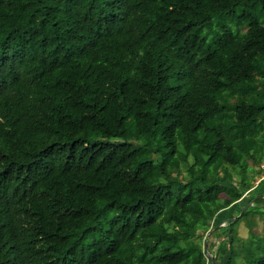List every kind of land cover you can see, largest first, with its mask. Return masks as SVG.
<instances>
[{
    "label": "trees",
    "instance_id": "16d2710c",
    "mask_svg": "<svg viewBox=\"0 0 264 264\" xmlns=\"http://www.w3.org/2000/svg\"><path fill=\"white\" fill-rule=\"evenodd\" d=\"M262 171L264 0H0V264H264Z\"/></svg>",
    "mask_w": 264,
    "mask_h": 264
},
{
    "label": "rangeland",
    "instance_id": "374dc122",
    "mask_svg": "<svg viewBox=\"0 0 264 264\" xmlns=\"http://www.w3.org/2000/svg\"><path fill=\"white\" fill-rule=\"evenodd\" d=\"M263 174L264 171L261 172V176ZM259 179V176H257L253 182L255 186L244 192L241 199H239L236 203H233L231 207L221 211L213 220V223L219 222V225L222 226L226 223L228 218L231 217L233 221L237 217V221L231 225V228L236 231L239 239L244 242L247 241L250 230L254 235L264 234V201L262 204H258L259 206L257 207L253 205V201L249 202L252 195L255 193L263 192L261 193V196H264V182L260 185H256ZM226 236L227 232H224L222 228H219L218 237L223 239ZM215 238L216 237L212 238V240Z\"/></svg>",
    "mask_w": 264,
    "mask_h": 264
},
{
    "label": "built area",
    "instance_id": "2783aa9c",
    "mask_svg": "<svg viewBox=\"0 0 264 264\" xmlns=\"http://www.w3.org/2000/svg\"><path fill=\"white\" fill-rule=\"evenodd\" d=\"M208 257H209V255H208Z\"/></svg>",
    "mask_w": 264,
    "mask_h": 264
},
{
    "label": "water",
    "instance_id": "95a60500",
    "mask_svg": "<svg viewBox=\"0 0 264 264\" xmlns=\"http://www.w3.org/2000/svg\"><path fill=\"white\" fill-rule=\"evenodd\" d=\"M219 226V225H218ZM210 256V255H209Z\"/></svg>",
    "mask_w": 264,
    "mask_h": 264
}]
</instances>
